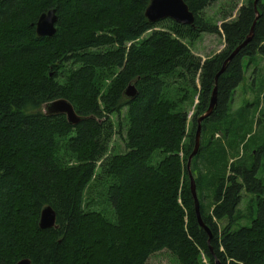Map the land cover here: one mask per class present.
<instances>
[{"label":"trees","instance_id":"16d2710c","mask_svg":"<svg viewBox=\"0 0 264 264\" xmlns=\"http://www.w3.org/2000/svg\"><path fill=\"white\" fill-rule=\"evenodd\" d=\"M149 1L0 0V264H148L161 251L177 264H204L201 257L206 264H264V186L257 178L264 144L249 164L236 128L250 103L230 112L244 79L242 60L264 58V3L256 5L250 42L216 77L250 32L254 0H244L220 31L202 17L216 0H182L192 26L149 23ZM49 10H55V34L37 37V19ZM201 33L224 41L204 61L184 44ZM174 77L188 90L168 92ZM252 77L254 94L263 97L264 78ZM215 83L216 107L201 123L199 149L187 167L196 118ZM128 85L137 92L133 100L123 96ZM192 89L197 102L189 122ZM57 99L84 120L70 126L62 115L45 116L43 105ZM123 109L124 153L106 156L120 134L110 117ZM62 144L74 164L59 158ZM157 152L162 158L153 164ZM188 173L210 235L197 223ZM100 180L115 223L81 207ZM246 195L254 196L255 209L247 225L233 228ZM46 206L56 228L41 230Z\"/></svg>","mask_w":264,"mask_h":264},{"label":"rangeland","instance_id":"374dc122","mask_svg":"<svg viewBox=\"0 0 264 264\" xmlns=\"http://www.w3.org/2000/svg\"><path fill=\"white\" fill-rule=\"evenodd\" d=\"M264 3V0H261ZM244 4V0H216L211 3L202 13L203 20L209 24H213L220 31V26L223 22L231 21L235 18L238 8ZM149 35L147 33L145 36ZM185 45L188 46L189 51L194 55L204 61L210 59L214 55L218 54L224 48V41L221 34L213 33H201L193 39L191 42L185 40ZM244 79L241 84L235 89L232 93L230 112H235L238 107L247 105L250 103V108L246 115L245 120L236 128L238 132V137L241 138L244 149L243 152L246 153L247 150L250 151V159L248 158L249 164H252V159L255 156V150L264 144V91L262 93L263 97H258L254 94L253 91L256 88V82L254 83L255 87L252 86L251 82L254 81L252 77V72H255L258 80L264 78V58L261 56H255L252 59L244 58L242 60ZM183 82V83H181ZM169 87L168 92H173L176 88H185L184 80H178L177 78H170L168 80ZM196 88L199 87L198 81H195ZM189 100L192 102V106H188V121H191L192 114L197 102V94L194 93L192 89L189 91ZM259 104V107L257 105ZM190 107V108H189ZM262 109V111H260ZM261 120L258 123V120ZM114 132L120 131V134H115L107 148L106 156L123 154L124 153V137L125 131L127 128V119H126V109H123L119 116L112 115L110 117ZM241 146L239 152H241ZM253 155V157H252ZM59 158L63 160L64 163L71 165L75 163V160L71 159L69 154L65 151L64 145L60 147ZM162 158L158 152L154 154L151 162L154 164ZM100 163L97 164L99 166ZM100 169L95 170V174H98ZM257 178L261 181L264 186V153L261 154L260 166L257 173ZM203 195V193H202ZM253 200V203L251 200ZM254 196L246 195L243 196V199L238 207V215L240 219L233 225V228L239 226H244L249 223L248 219L251 215L250 212L255 209ZM202 204L207 208L209 197L207 198L203 195L201 199ZM82 208L87 212L102 214L109 223H115V215L112 209L110 208L108 201L105 196V185L103 181L100 180L98 183H94L90 191L87 192L84 197V202L82 203ZM252 217V216H251ZM255 217V216H254ZM253 217V218H254ZM225 223V221H223ZM221 223V225L223 224ZM221 228V226H219ZM164 251V250H163ZM202 262L206 264V261L201 257ZM148 264H177L176 259H174L167 252H158L153 254L149 260Z\"/></svg>","mask_w":264,"mask_h":264},{"label":"water","instance_id":"95a60500","mask_svg":"<svg viewBox=\"0 0 264 264\" xmlns=\"http://www.w3.org/2000/svg\"><path fill=\"white\" fill-rule=\"evenodd\" d=\"M257 3L258 0L253 1L255 20L251 26L249 34L246 36L244 41L239 46H237L235 50L223 62L221 69L217 73L216 77L223 72L226 63H228L233 57H235V55L239 52V50L245 47L250 42L253 34V27L256 22V19L258 18V12L256 10ZM144 17L147 19L149 23H156L163 20H171L177 24L192 26L194 22L193 14L188 10L187 6L184 4L182 0H150L148 6L144 11ZM56 21L57 18H56L55 10H49L41 14L35 24L36 36L42 38L52 37L56 31L55 29ZM136 95L137 92L133 85H128L123 92V96L130 100H133L136 97ZM216 95H217V90L215 83L211 91L208 101V106L205 112L196 118L194 145H193V150L187 160V167H189L192 157H194L198 152L201 123L213 113L216 107V100H217ZM42 111L44 115L47 117L60 116V115L64 116L67 124L70 126H76L82 120H84V118L80 117L74 112L71 104L64 99H57L52 102H48L44 104ZM188 179H189V189L193 199L194 212L197 223L200 228H202L208 235H210L209 229L203 224L200 218L199 205L196 198L195 184L190 173H188ZM55 219H56L55 212L48 206L44 207L40 211V215L38 219L39 229L45 230L50 228H56ZM15 264H31V262L28 259H21L17 261Z\"/></svg>","mask_w":264,"mask_h":264},{"label":"bare ground","instance_id":"6f19581e","mask_svg":"<svg viewBox=\"0 0 264 264\" xmlns=\"http://www.w3.org/2000/svg\"><path fill=\"white\" fill-rule=\"evenodd\" d=\"M217 101V100H216ZM190 156V155H189ZM188 160V159H187ZM40 215V214H39Z\"/></svg>","mask_w":264,"mask_h":264}]
</instances>
